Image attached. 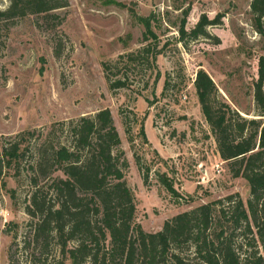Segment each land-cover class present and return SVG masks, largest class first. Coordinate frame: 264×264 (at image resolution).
<instances>
[{
  "label": "rangeland",
  "instance_id": "rangeland-1",
  "mask_svg": "<svg viewBox=\"0 0 264 264\" xmlns=\"http://www.w3.org/2000/svg\"><path fill=\"white\" fill-rule=\"evenodd\" d=\"M65 1L55 18L27 16L0 25V148L26 132H35V144L66 145L67 125L107 109L128 162L135 221L145 232L156 233L201 204L230 196L246 203L248 185L233 179L218 157L193 82L205 71L218 98L254 117L252 80L264 37L252 28L251 0ZM7 6L0 0V10ZM202 17L215 22L205 29L208 36L181 40V26L189 34ZM146 19L156 39L144 41ZM149 46L145 60L128 63L126 55ZM116 81L125 87L111 89ZM137 161L147 171L146 184ZM30 162L0 189V264H34L40 252L24 210L32 192ZM56 257L52 244L45 264Z\"/></svg>",
  "mask_w": 264,
  "mask_h": 264
},
{
  "label": "trees",
  "instance_id": "trees-1",
  "mask_svg": "<svg viewBox=\"0 0 264 264\" xmlns=\"http://www.w3.org/2000/svg\"><path fill=\"white\" fill-rule=\"evenodd\" d=\"M6 1L0 25L27 16L55 18L54 11L67 7L65 0ZM249 7L252 28L264 37V0H251ZM214 24L202 17L189 34L182 25L180 39L207 37L205 29ZM144 27V41L156 39L148 19ZM149 48L125 58L130 64L145 60ZM102 67L106 72L107 64ZM193 86L220 160L233 179L248 185L247 202L230 196L226 202L201 204L165 221L160 231L145 232L135 221L121 140L104 109L67 125L66 145L35 144V132H26L0 148V189L7 177L18 178L24 161L31 159L26 172L32 192L24 210L31 218L32 246L40 250L34 264L46 263L52 244L57 257L48 264H264V57L258 58L252 80L254 117L218 98L205 71L197 72ZM123 87L124 81L110 86ZM140 134L147 144L143 129ZM137 162L146 184L147 171ZM9 197L14 199V190Z\"/></svg>",
  "mask_w": 264,
  "mask_h": 264
},
{
  "label": "crops",
  "instance_id": "crops-1",
  "mask_svg": "<svg viewBox=\"0 0 264 264\" xmlns=\"http://www.w3.org/2000/svg\"><path fill=\"white\" fill-rule=\"evenodd\" d=\"M146 136H147V139H148V141H149V143L151 144L152 142H151V140H150V137L148 136V134H146ZM215 144V143H214ZM152 145V144H151ZM153 149L154 150H156L158 153H159V155H161L162 156V152L160 151V149L157 147V146H153ZM218 155V154H217ZM219 157V156H218Z\"/></svg>",
  "mask_w": 264,
  "mask_h": 264
},
{
  "label": "water",
  "instance_id": "water-1",
  "mask_svg": "<svg viewBox=\"0 0 264 264\" xmlns=\"http://www.w3.org/2000/svg\"><path fill=\"white\" fill-rule=\"evenodd\" d=\"M243 116V115H242ZM243 117H245V116H243Z\"/></svg>",
  "mask_w": 264,
  "mask_h": 264
}]
</instances>
